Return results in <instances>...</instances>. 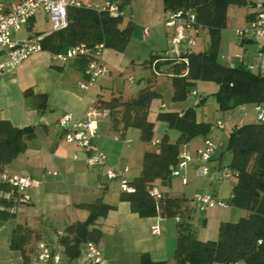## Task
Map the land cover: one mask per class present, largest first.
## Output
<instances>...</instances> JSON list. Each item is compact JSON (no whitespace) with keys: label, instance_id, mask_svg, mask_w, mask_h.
Here are the masks:
<instances>
[{"label":"trees","instance_id":"obj_1","mask_svg":"<svg viewBox=\"0 0 264 264\" xmlns=\"http://www.w3.org/2000/svg\"><path fill=\"white\" fill-rule=\"evenodd\" d=\"M131 0H120L123 9ZM163 10L181 11L194 14L195 27L207 29L209 43L202 51L191 49L174 56L167 54L151 55V67L165 66V73L171 77L174 99H182L198 80H209L217 84L214 96L220 110L252 103L264 105V75L242 64L228 66L218 59L221 32L227 24V9L230 4L246 5L247 0H162ZM254 3H250V6ZM68 24L65 28L43 34L40 39L42 50L50 53L65 52L68 48L83 43L93 47L103 43L104 47L122 50L130 40L133 22L122 26L123 15L112 16L106 10H96L86 4L71 5L67 9ZM29 30L32 27L30 21ZM42 35V33H37ZM33 36V35H30ZM78 66L84 73L87 58L77 57ZM156 73V72H154ZM153 76L140 88L133 98L121 101L116 96L104 99L101 95L95 100V108L108 110L113 130L123 136L126 129L135 127L140 138L152 143L153 122L147 118L153 97L161 95L151 88ZM27 92V90H26ZM40 97L39 108L47 106L46 93H35ZM204 98H202L203 101ZM156 119L167 123L179 135L170 141L163 134L154 149H147L142 158L140 172L128 183L133 192L120 191V198L128 201L130 209L141 217L160 215L178 217L176 242L173 258L179 264H211L212 262L241 261L243 264H264V122H248L233 126L229 132L226 150L231 153L229 168L237 181L232 186L229 204L248 210V215L237 221H221L215 240H200L191 227V208L188 200L181 196H171L163 191V198L155 202L149 194V187L160 180L168 186L172 179L171 167L177 164L180 147L197 136H207L210 123L198 121L196 110L188 106L182 111L160 110ZM36 136L34 125L18 127L8 119L0 120V172L3 167L23 153L27 142ZM7 182L0 181V192L10 190ZM19 194L13 192L9 199L0 195V219L14 216L12 208L20 203ZM88 214L84 220L68 224L63 234L57 235V243L67 257L68 264H78L82 246L87 242L97 243L102 231L96 227L99 217L105 216L114 208L103 201L102 196L81 204ZM34 237V231L22 224L12 230L10 247L22 254L23 264H29L26 245ZM137 264H168L166 260H154L147 252L141 253Z\"/></svg>","mask_w":264,"mask_h":264},{"label":"rangeland","instance_id":"obj_2","mask_svg":"<svg viewBox=\"0 0 264 264\" xmlns=\"http://www.w3.org/2000/svg\"><path fill=\"white\" fill-rule=\"evenodd\" d=\"M82 1L95 5L99 2H104L105 0ZM247 2L248 3L243 5V7L235 4L229 5L228 21L230 26L222 31L221 41L218 48L219 61L225 64H227L226 61H229V64L227 65H237L241 62L240 55L242 54L241 52H243L242 45L234 43V31L235 29L245 25L243 14L248 8L247 6L249 1ZM255 3L257 2H254V4ZM254 7L255 5H252L250 11L254 9ZM122 11V26L127 24L129 19L133 22V31L130 36V40L122 50H116L108 46L103 48L101 60L102 64L108 71L107 73L98 76L91 83V85L88 84L87 78H84L81 75V71L76 69L70 60L69 62L71 63L68 64L67 62L64 66L65 68L63 69L59 67L62 63L54 60L51 53L46 51L29 57V59L22 64L21 69L25 68L28 64H30L29 62H32L36 58L42 60L39 63V68H36L31 73L23 74L19 81L20 83L32 82L35 84L38 81L47 83L45 86H40L41 88H38L39 92L47 93L48 107L45 111L47 113L51 112V106H66V110H60L61 118L66 115L65 113L73 115L74 108L77 106L79 98H82V103L85 108L91 106V101L97 97V93L104 94L103 97L106 99H109L112 96H116L121 101L133 98L137 95L139 89L146 85L147 78L153 76L154 84L151 88L160 92L161 95L152 98L147 114L148 120L154 123L151 138L152 142L157 139H161L164 132L169 129L166 122L156 119V114L160 110H176L187 106H193L196 110L198 119L211 123L220 120L224 123L225 126L222 129L216 130V132L208 133L209 137L216 146V156L220 157V160L216 161V163L211 161L208 162V175L204 177L197 175L196 172L199 162L194 159L192 163H189L183 170H181L180 176L172 177L168 186L163 185L172 196L181 197L185 194V198L188 200L191 208V227L195 231L197 237H199L200 240H215L218 235L220 221H237L240 217L248 215L247 210L228 204L226 207L215 205L206 211H199L195 207L192 197L196 192L207 191L209 193H215L217 198L229 202L230 192L236 179L235 175L231 173V169L229 168L231 153L226 150L229 132L233 126L256 121V114L254 112L255 105L247 103L229 110H220L214 96V92L217 90L218 86L215 82L209 80H198L191 89L192 91H198L201 97L204 98L201 104L194 105L193 96L190 95L189 92L182 99H174V88L171 83V77L164 71L165 66L162 65L158 69L157 67H151L149 64L151 55L167 54L172 57L177 53L174 46L170 42V36L173 29L165 24V12L163 10L162 0H131L129 4L124 5ZM50 26L51 24L48 19L44 18L43 15L40 14L37 16L32 30H49ZM145 28L149 29V35L147 37L144 35ZM20 32L22 33L20 36L27 35L26 30H22ZM183 32L186 38L191 37L193 39V44L188 45L186 41H183L180 46L182 51L185 52L189 49L193 51H202L207 48L209 43L207 29L202 27L199 29L184 28ZM175 33L177 34V29H175ZM257 41L260 40L257 39ZM236 53L238 54V57L236 56ZM235 57H237V59H235ZM234 59L236 60L235 64H231ZM41 62L43 64H41ZM45 63H47V66ZM72 68L77 70L76 74L78 76L75 75L74 70H71ZM12 70L14 69L0 70V73L4 72L12 76L16 73V71L14 72ZM9 71H12V73H8ZM130 78L133 79L131 82L129 81ZM78 80H80V82ZM79 83H84L87 87L83 89L80 87ZM162 104L165 105L164 108L161 107ZM100 110L102 111L104 109L100 108ZM139 134V129L129 127L127 128L124 136H122L120 132L112 130L110 137L113 140H115V136L120 138L115 141H112V139L106 136L107 143H110L111 145L115 144L114 155L117 157L118 155H122V163L120 166L115 165L114 167H118L124 172V177L127 181L139 173L143 158L142 151H144V149H154L156 147V145H153L151 142L147 143L146 141H143ZM201 137V135L195 137L192 147L201 143ZM106 149L109 150L110 147ZM194 149H191V151ZM192 156L195 157L194 154H192ZM127 165L128 167L126 168ZM189 166H193L194 170L193 176L195 177L192 179L190 178L192 175L188 176L186 172ZM225 172H228L229 175L225 176ZM185 176L188 179L187 183L182 181V178ZM104 177V181H106L109 185L108 197H112L113 194L117 195V193L121 191L119 180H108L105 174ZM161 185L162 184L160 182L156 183V186L159 188ZM106 215L101 216V218L106 217ZM163 218L166 222L175 224L173 217ZM98 219L100 220V217ZM10 222L14 224V220L11 219ZM49 222L50 224H48V222L45 224L46 227L48 226L49 232L44 234V239H49L50 241L51 239L54 240V230L52 222ZM97 225L99 224L97 223ZM150 237L155 238L158 236L150 235ZM151 242L154 244L153 240ZM175 242V238L174 240L171 239V247L173 249L171 253H174ZM36 243L39 242H37V238L34 236L27 245L29 264H44L36 257L35 249L38 245ZM47 243L50 242L47 241ZM10 249L12 248L10 247ZM83 249L84 246H82V251L77 258V263L82 262L81 258L84 255ZM0 252L2 256L7 258H9V256L15 257V262H17V264H23V261L17 259L20 256L22 257V254L18 249L9 250V248H2L0 249ZM61 256L62 260L58 264H68L67 257L63 252ZM168 264L179 263H177L172 257V261L168 262Z\"/></svg>","mask_w":264,"mask_h":264},{"label":"crops","instance_id":"obj_3","mask_svg":"<svg viewBox=\"0 0 264 264\" xmlns=\"http://www.w3.org/2000/svg\"><path fill=\"white\" fill-rule=\"evenodd\" d=\"M16 1L17 0H5L7 4ZM247 1H249L248 8L243 14V20L245 22L248 14L251 12L250 3L261 0ZM228 10L229 6L227 9V24L225 28L230 26L228 21ZM40 14L43 15L44 18H47L44 13L39 12L31 20V30H29V27L25 29L27 35L20 36L22 33L16 32L14 36L17 38H25L30 35H37V33H42L40 36H43V34L50 32L51 26L49 30H32L36 18ZM258 40L260 41L250 39L237 42L235 38L234 43L242 45L243 52H241V62L239 64L263 75L264 57H262L259 52L264 45V38ZM43 52L45 51L42 50L29 57ZM236 56L238 57V54ZM29 57L12 70L14 72L16 71L14 75L11 76L4 72L0 73V120L8 119L13 125L18 127L34 125L36 136L27 142V147L23 153L19 154L14 160L3 167V170L0 172V181L2 180L3 174L30 175L33 179L39 181L40 184L26 189L29 200L14 205L12 208L14 216L12 218L7 220L0 219V249L9 248V250H12L10 249L12 230L18 223L32 229L34 231V236L37 238V242L48 241L52 243V246H56L58 244L56 242L57 235L62 234L68 224L86 218L88 211L86 208L82 207L81 204L91 202L101 195L103 201L114 206V208L108 211L106 217H100V220L98 219L95 225L102 231L99 241L95 244L102 252V255L108 260L109 264H137L141 253L144 252L149 253L154 260H166L167 262H171L173 257V253H171L173 250L171 247V239L174 240L175 238L176 241V218L173 217L175 224H171V222H166L160 215L141 217L130 209L128 201L120 198L121 192L117 193V195L113 194L112 197H108L109 185L104 181V167L87 166L84 160V152L77 146L65 142L63 139V130L58 125V121L61 115L60 110H66V106H51V112L47 113L45 110L48 106L44 109L39 108L40 97L35 95V93H43L39 92L38 88H41L40 86H45L47 83L43 81H38L35 84L31 81H27L31 83H20L19 80L22 78L23 74L31 73L36 68L40 67L39 63L42 60L36 58L32 62H29L30 64L25 68L21 69L22 64H24ZM237 57H235V59H237ZM235 59L232 60L231 64H235ZM70 61L76 69L81 71V75L86 78L78 66L77 59H72ZM71 62L68 61V64ZM226 62L229 64V61ZM41 64L43 63L41 62ZM46 64L47 63H45V65ZM65 65L66 63H62L59 67L64 69ZM71 70H74L75 75H77V70L73 68ZM12 71L8 73H12ZM78 81L80 82V80ZM80 84L81 83H79V85ZM100 95L102 97L104 96V94L97 93V97ZM97 97L92 99L91 106L88 108L84 107L82 98H79V102L74 108L73 115H71L72 119L70 125L74 126L88 119L93 120L97 127L95 142L99 149L106 154L107 164L111 166H120L122 163V155H118V157L115 156V144L111 145L107 143L106 136L112 139L110 133L113 130L110 124L108 110L104 109L102 112L100 108H95L94 103ZM161 107L164 108L165 105L162 104ZM184 108L186 107L174 111H182ZM197 120L203 121L198 118ZM208 123L212 124L214 122ZM173 130L169 128L164 132V134H168L172 142L175 141L179 135L176 130ZM205 137H209V135L202 136L199 145L192 147L194 138L189 143L181 145L180 150L185 148L194 149L201 146ZM114 139L120 138L115 136ZM115 140L112 139V141ZM108 146L110 147L109 150L106 149L109 148ZM146 150L147 149H144V151H142L143 154ZM216 154L217 153H215L210 160L211 162L216 163V161L220 160V157L216 156ZM127 167L128 165L126 168ZM53 172H56V174H53ZM186 172L188 176L192 175V177H190L191 179L195 177L193 176V166H189ZM236 181L237 178L234 184ZM157 182H160V180H156L155 185ZM159 189L162 192L166 191L168 193L163 185H161ZM1 193L2 191L0 195ZM168 194L170 195V193ZM213 194L216 196L215 193ZM182 196L186 197L185 194ZM11 219L14 220V224L10 222ZM48 220L52 222L54 230V240L51 239L50 241L49 239H44V234L49 232L48 226H45L47 222L50 224ZM97 223L99 225H97ZM190 223L192 226V221H190ZM156 224L160 228L158 234H154L151 231L152 226ZM150 235L158 237L154 238L150 237ZM197 238L199 239V237ZM152 240L154 244L151 242ZM25 248L27 250V245ZM82 258L81 261H83ZM17 259L22 261L21 256ZM0 264H17V262H15V257L9 256V258H7L2 256L0 252ZM78 264H82V262Z\"/></svg>","mask_w":264,"mask_h":264},{"label":"built area","instance_id":"obj_4","mask_svg":"<svg viewBox=\"0 0 264 264\" xmlns=\"http://www.w3.org/2000/svg\"><path fill=\"white\" fill-rule=\"evenodd\" d=\"M120 0H105L95 5L83 2L82 0H17L11 4H7L5 0H0V70L14 69L22 61L30 55L42 51L40 39L42 36L33 35L25 38H17L14 36L16 32L25 30L30 21L42 12L48 18L51 24V31L65 28L68 24L67 9L71 5L81 6L86 4L96 10H106L110 15H123L122 9L119 7ZM254 9L248 14L244 26L235 29L236 41L262 39L264 38V0L254 4ZM187 18L183 17L181 11H166L165 24L173 29L170 36V42L176 50V55L181 52L180 46L183 41L188 45L193 44V39L184 35V28L198 29L195 27L193 20L194 14L188 11ZM179 25V26H178ZM177 29V34L175 33ZM144 35H149V29L145 28ZM104 44L98 43L93 47L85 46L83 43L68 48L65 52L52 53V58L61 63H67L69 60L77 57L87 58L84 75L87 78L88 84L91 83L100 75L107 73V68L102 64L101 58ZM259 54L264 57V45L261 47ZM157 72V71H156ZM133 79L130 78L131 82ZM82 88L87 85L81 83ZM193 96V104L199 105L202 103V97L195 90L189 91ZM256 121L264 122V105L256 104L254 106ZM72 116L66 114L59 119V125L62 128V136L65 142L73 144L84 152V160L87 166L104 167V174L108 180L118 179L120 182L121 191L133 192L135 189L131 186L124 177V172L118 167L107 164L106 154L101 151L95 142L97 127L93 120H85L77 125L71 126ZM225 126L220 120L215 121L210 125V132L222 129ZM160 142L156 140L152 142L157 145ZM216 153V146L210 137L203 139L202 145L191 151L189 148L180 150L177 164L171 167V176L176 177L181 175L183 170L189 163L195 160L199 162L197 175L207 176L209 173L208 162ZM194 154L195 157L192 156ZM232 173V171H231ZM56 174V172H53ZM228 176L229 173L225 172ZM233 174V173H232ZM2 180L7 182L11 187L9 191L2 192L4 198H11L13 192L19 194V200L27 202L29 195L26 189L29 187L38 186L39 181L33 179L30 175H8L3 174ZM184 183L188 182L187 177H183ZM149 194L155 202H159L163 198L162 191L154 184L149 187ZM192 201L199 211H206L209 208L218 205L221 207L228 206L229 202L217 198L213 193L200 191L194 193ZM179 220L178 217H175ZM152 233L158 234V225H153ZM84 256L82 264H109L108 260L102 255V252L94 242H87L84 245ZM62 250L59 244H52L45 241H40L36 249L37 259L44 264H58L62 260ZM211 264H243L241 261L230 262H212Z\"/></svg>","mask_w":264,"mask_h":264}]
</instances>
